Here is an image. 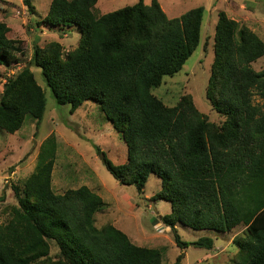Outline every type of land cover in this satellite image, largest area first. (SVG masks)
Returning a JSON list of instances; mask_svg holds the SVG:
<instances>
[{
    "label": "trees",
    "instance_id": "1",
    "mask_svg": "<svg viewBox=\"0 0 264 264\" xmlns=\"http://www.w3.org/2000/svg\"><path fill=\"white\" fill-rule=\"evenodd\" d=\"M97 1L50 0L43 24L76 26L78 45L67 52L56 42L34 47L28 65L3 85L0 131L18 133L26 116L39 125L46 101L30 69L39 68L57 105H68L72 113L92 100L120 134L126 161L113 165L102 158L119 184L142 194L150 175L160 180L150 201L170 204L159 220L173 231L176 246H188L175 233L177 225L219 234L242 226L231 242L237 249L231 264H264V67H252L264 57V42L246 24L216 14L205 89L211 109L224 118L216 125L189 95L169 107L153 94L199 46L204 9L169 19L156 0H138L97 17ZM24 4L33 12L30 0ZM9 32L0 21L5 68L19 63L15 53L24 55ZM53 149L51 140L43 142L22 188L11 187L17 204L0 225V264H161L159 249L134 245L112 225L95 227L104 203L88 187L54 193ZM50 243L58 249L56 258L50 257ZM191 245L212 250L214 242L205 237Z\"/></svg>",
    "mask_w": 264,
    "mask_h": 264
},
{
    "label": "rangeland",
    "instance_id": "2",
    "mask_svg": "<svg viewBox=\"0 0 264 264\" xmlns=\"http://www.w3.org/2000/svg\"><path fill=\"white\" fill-rule=\"evenodd\" d=\"M137 1L98 0L92 12L99 17L132 6ZM143 1L145 4L151 2ZM156 1L169 19L198 7H202L205 13L199 46L181 71L172 77H164L153 94L169 107L175 106L181 96L189 95L195 108L206 115L209 122L220 125L224 118L211 109L205 95L214 54L216 14L224 12L229 18L246 24L264 42V0ZM30 3L33 12L28 10L24 0L0 1V21L9 27L8 38L20 42L19 47L24 53H15L19 60L16 66L5 68L0 65V96L6 79L28 65L35 46L44 47L56 42L67 52L75 49L79 42L76 26L60 30L43 24L50 0H30ZM252 67L257 71L264 67V57ZM30 69L44 92L46 107L37 127L36 121L26 116L18 133L8 135L0 131V225L10 219L11 208L17 204L11 187L22 188L24 180L38 164L41 145L51 140L55 152L51 175L54 193L62 194L81 186L98 193L104 206L94 215L96 228L113 225L134 245L159 249L163 255L161 264H174L179 255H183L181 264H231L235 260L237 249L231 242L236 235L242 234V226L219 234L178 225L175 233L181 242L188 244L184 250L176 246L173 231L164 226L162 230L155 228L152 221L158 219V212L166 215L167 208H170V204L164 201H157L154 209L150 208L153 202L149 198L159 191L160 180L150 175L142 194L135 186L119 184L106 169L102 158L105 156L113 165L122 164L127 158L126 147L98 104L87 100L71 113L68 105H57L40 69L34 66ZM205 237L213 240L212 250L191 245ZM50 250V257L56 258L58 249L54 243H50Z\"/></svg>",
    "mask_w": 264,
    "mask_h": 264
},
{
    "label": "crops",
    "instance_id": "3",
    "mask_svg": "<svg viewBox=\"0 0 264 264\" xmlns=\"http://www.w3.org/2000/svg\"><path fill=\"white\" fill-rule=\"evenodd\" d=\"M245 9V8H244ZM161 184V183H160ZM91 190V189H90ZM93 191V190H92ZM97 195H98V193H96ZM100 196V195H99ZM101 197V196H100ZM151 198V197H150ZM150 198H149V200H150ZM102 199V198H101ZM154 205H155V203H152L151 204V206H150V208H153L154 209ZM169 211H171L170 210V208H167V210H166V214H167V212H169ZM164 214V213H163ZM161 216H163L162 214H160L159 212H158V214H157V218L158 219H156V220H153L152 221V223L154 224V226H155V228H160L161 230H162V228L161 227H163V225L161 224V222H160V220H159V218L161 217ZM113 226V225H112ZM178 226V225H177ZM176 226V227H177ZM175 227V228H176ZM116 228V227H115ZM164 228H167V229H169L168 227H164ZM118 229V228H117ZM118 230H120V229H118ZM170 230V229H169ZM165 231H167V230H165ZM129 238V237H128ZM130 240V239H129ZM131 242H132V240H130ZM133 243V242H132Z\"/></svg>",
    "mask_w": 264,
    "mask_h": 264
}]
</instances>
